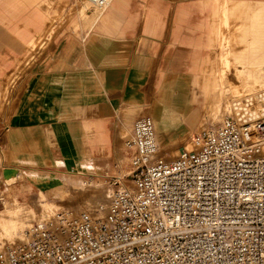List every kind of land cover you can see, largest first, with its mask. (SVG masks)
I'll return each mask as SVG.
<instances>
[{
	"label": "crops",
	"instance_id": "crops-1",
	"mask_svg": "<svg viewBox=\"0 0 264 264\" xmlns=\"http://www.w3.org/2000/svg\"><path fill=\"white\" fill-rule=\"evenodd\" d=\"M51 1L0 0V84L33 60L32 46L53 16ZM260 1L114 0L95 19L87 15L85 26L72 20L86 34L61 37L52 57L30 69L0 131V173L16 172L9 199L34 197L42 181L59 182L69 171L111 165L125 139L119 128L149 105L157 143L176 144L186 132L174 127L194 129L203 112L197 93L213 62L208 53L225 26H236L241 38L254 10L246 4ZM5 90L0 85V100Z\"/></svg>",
	"mask_w": 264,
	"mask_h": 264
},
{
	"label": "built area",
	"instance_id": "built-area-1",
	"mask_svg": "<svg viewBox=\"0 0 264 264\" xmlns=\"http://www.w3.org/2000/svg\"><path fill=\"white\" fill-rule=\"evenodd\" d=\"M250 108L203 129L172 160L151 117L138 118L124 139L129 174L110 178L103 217L33 222L0 264H264V114Z\"/></svg>",
	"mask_w": 264,
	"mask_h": 264
},
{
	"label": "rangeland",
	"instance_id": "rangeland-1",
	"mask_svg": "<svg viewBox=\"0 0 264 264\" xmlns=\"http://www.w3.org/2000/svg\"><path fill=\"white\" fill-rule=\"evenodd\" d=\"M82 1L52 0L50 4H52L54 10L53 16L38 43L32 46L33 60L23 64L22 69L16 73L8 84L3 78L1 79L0 85L6 87V90L3 99L0 100V131L13 110L16 97L29 77L30 69L42 60L52 57L54 46L61 37L74 36L80 40L88 30L83 27L86 25V16L91 15L92 19H95L101 11L103 12V10ZM246 8L254 10H251L250 18L245 16L244 27H241L243 36L236 38V26L230 28L225 26L223 29L228 31L227 34L222 38L215 36L218 38V46H214L213 50L208 53L214 55L213 62L209 71L200 81V92L197 93V96L203 104V88L211 85L213 87L214 85L219 99L209 101L194 129H191L187 123L174 127L175 131L186 132L178 139L176 144L170 145L168 148L158 144L164 158L172 160L182 147L190 145L192 148V137L194 135L203 129L221 123L226 116L233 112V108L229 111V104L234 105L238 100L245 101L254 96L253 94L264 89V1H260L258 4H246ZM77 18L83 25L81 28H78L79 24L76 25V28L71 25L72 20ZM46 38H53V42L50 43V40ZM253 101L255 105L263 104L261 99H253ZM150 107L149 105L145 111L137 112L126 126L127 128L121 126L118 138L121 139L128 135L138 118L151 116ZM1 157L2 151L0 150ZM128 171L129 154L124 143L120 140V145L115 151V159L112 160L111 165L108 163L95 164L94 169L84 171L83 174L69 171L63 177H60L59 182L53 178L42 181L44 188H41L37 181L38 190L36 195L31 198L27 197L24 200L9 199L7 184L2 181V173H0V181L3 183H0V190L3 189L0 191V221H3L4 217L12 220L18 219L19 221V223L17 221V228H14L11 234L5 233L0 223V251L11 245L17 246L25 243L27 240V237L24 240L25 230L33 222L43 219L44 214H48L44 216H51V219L57 214H64L67 219L76 217L83 212L93 210L92 206H95L96 200L99 199H106V201L103 200V203L107 207L109 193L112 190L110 178L123 176ZM73 183L79 186H71ZM90 213L92 212L90 211ZM95 214L98 215V213ZM20 226H22V229Z\"/></svg>",
	"mask_w": 264,
	"mask_h": 264
},
{
	"label": "bare ground",
	"instance_id": "bare-ground-1",
	"mask_svg": "<svg viewBox=\"0 0 264 264\" xmlns=\"http://www.w3.org/2000/svg\"><path fill=\"white\" fill-rule=\"evenodd\" d=\"M114 1V0H113ZM112 1V2H113ZM82 2H85L86 4H88V5H90V6H92V7H95V8H97V9H100V10H106L110 5H111V3L108 5V6H106V7H104V8H100V7H97V6H93V5H91V4H89L86 0H83ZM101 13H102V11H101ZM254 96H252V97H250V98H248V99H246L245 101H237L234 105H231V104H229V106H228V109H229V111H231V109L233 108V112L234 111H237V110H242V108H244V107H248L249 105H252V108H250V109H247V111H248V113L250 114V116H252V117H256V116H258V115H260V114H264V89L263 90H261V92H259V93H256V94H253ZM203 97H204V99H203V106H204V110L207 108V106H208V103H209V101H211V100H218L219 98H218V96H217V94H216V88L214 87V85H213V87H212V85L211 86H209L208 88L207 87H204L203 88ZM253 99H261V101H263V104L262 105H255V102L253 101ZM212 103V102H211ZM211 109V108H210ZM212 110V109H211ZM212 112V111H211ZM232 112V113H233ZM231 113V114H232ZM208 114V113H207ZM152 119V118H151ZM153 121V120H152ZM153 124H154V122H153ZM212 126H214V125H212ZM154 127H155V124H154ZM155 138H156V133H155ZM157 141V140H156ZM158 144V143H157ZM159 146V145H158ZM126 148V147H125ZM187 150H192L193 148H194V145H193V137H192V148L190 147V145L188 146L187 145V147H185ZM127 150V149H126ZM127 152H128V150H127ZM128 154H129V152H128ZM130 161V160H129ZM130 170V169H129ZM127 174H129V171L126 173V174H124L123 176H121V177H124V176H126ZM2 175H3V179H4V181H5V183L6 184H13V183H15L16 182V178H14L15 177V175H16V172L13 170V171H10V172H7V171H4V172H2ZM110 195H111V191H110V193H109V201H110ZM104 197V196H103ZM104 200V199H103ZM103 200H96V204H95V206H92L93 208V210H89V212L91 211L92 213H98V217H101L102 215H104V213H105V210H106V205L103 203ZM104 201H106V199L104 200ZM92 202H94V201H92ZM46 207V206H45ZM48 208V207H47ZM91 208V207H90ZM44 211V210H43ZM42 213H46V212H42ZM44 215H48V214H44ZM43 215V219H40V220H37V221H48V220H50L51 219V216H44ZM59 215L60 214H57L54 218H52L53 219V221H57L58 222V220H60L58 217H59ZM63 216V218H65V219H67V216H65L64 214H62ZM17 221H18V219H15V220H12L11 218L10 219H8L7 217H4V220L3 221H0V223H1V227H2V229H3V231L5 232V233H8V234H11L12 233V231H14V228H17L16 226H17ZM21 221V220H20ZM37 221H35V222H37ZM18 223H19V221H18ZM21 224H23V223H21ZM20 228L22 229V226H20ZM29 228H30V226H29ZM29 228H27L26 230H25V232H24V240H26V231L29 229ZM24 229V228H23ZM23 240V241H24ZM3 242V241H2ZM26 242V241H25ZM12 246V245H11Z\"/></svg>",
	"mask_w": 264,
	"mask_h": 264
},
{
	"label": "water",
	"instance_id": "water-1",
	"mask_svg": "<svg viewBox=\"0 0 264 264\" xmlns=\"http://www.w3.org/2000/svg\"><path fill=\"white\" fill-rule=\"evenodd\" d=\"M4 171L10 172V171H13V170H11V169H5V170H3V172Z\"/></svg>",
	"mask_w": 264,
	"mask_h": 264
}]
</instances>
